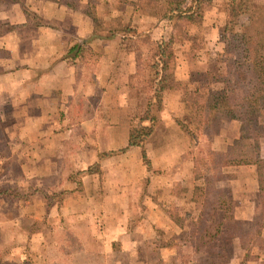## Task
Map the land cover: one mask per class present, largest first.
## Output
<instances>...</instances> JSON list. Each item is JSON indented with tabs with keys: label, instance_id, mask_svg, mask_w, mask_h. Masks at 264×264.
<instances>
[{
	"label": "crops",
	"instance_id": "1",
	"mask_svg": "<svg viewBox=\"0 0 264 264\" xmlns=\"http://www.w3.org/2000/svg\"><path fill=\"white\" fill-rule=\"evenodd\" d=\"M228 1L213 0L203 19L211 55L224 48ZM145 2L0 0V27L8 26L0 28V127L5 128L7 145L0 146L6 155L1 156L0 167L9 170L0 181L22 184L30 192L26 207H19L20 197L14 199L18 241L10 260L15 264L43 261L36 257L38 247H45L42 233L33 227L41 210L49 218L59 216V223L72 213L108 219L113 232H125L126 249L144 245L132 232L156 233L160 228L183 237L199 216L202 205L195 202L194 190L204 183L196 177L193 142L176 122L189 109L180 89L164 93L159 123L146 144L149 162L140 146L122 150L129 144L132 127L133 81L148 55L143 38L150 34L157 42L173 33L172 20L146 11ZM176 54L177 80L193 78L196 60L189 59L185 49ZM206 64L199 60L200 74ZM219 129L211 146L222 154L240 137V122L224 116ZM260 150L264 157V139ZM174 166L173 195L174 184L167 175ZM13 167L18 174L10 171ZM227 168L236 174L218 187L230 189L234 219L251 228L263 206L255 159ZM163 192L175 201V215L165 205ZM6 194H0L2 202ZM220 200L224 209L220 206L215 214L223 217L228 200ZM49 201L56 203L49 207ZM136 215L143 220L133 224ZM36 239L41 240L37 248L32 242ZM26 241L33 249L29 258ZM235 243L243 254L240 250L242 256L232 264H264V228L250 250ZM131 258L138 264L137 256Z\"/></svg>",
	"mask_w": 264,
	"mask_h": 264
},
{
	"label": "rangeland",
	"instance_id": "2",
	"mask_svg": "<svg viewBox=\"0 0 264 264\" xmlns=\"http://www.w3.org/2000/svg\"><path fill=\"white\" fill-rule=\"evenodd\" d=\"M227 5V18H229V12L232 6H236V8L238 9L239 14L236 19V26L239 30L243 29L245 31L253 32L257 29L259 6L264 4H256L254 0H229L227 2ZM145 7L146 11L153 13V11H155L156 9V2L147 3ZM172 23L174 24V21H172ZM224 24L222 25L223 41ZM0 28L6 30L8 29V26L7 24H4ZM184 30H187V32L189 31L188 39L186 38L187 40H183L182 42L176 44V52L185 49L186 52L189 53L188 58L196 60V67L194 69L196 74L193 76V78L184 82H189L191 80H200L203 78L204 73L200 74L201 67L198 65L199 60L202 62H207V69L210 66V61L215 59L217 55H211L213 52H211V47L208 46L207 41L205 40V36L207 34V26H204L203 23L201 26L185 25L181 31L184 32ZM143 41H145L147 54L149 55L150 48H153L152 42L155 41L151 39L150 34H147L143 38ZM207 48H210V50L208 51ZM178 58L179 56L178 54H176V60L174 61L175 68L178 63ZM144 61L145 62L143 66H141V70H139V73L135 75L133 81L135 83V85L133 86L135 92L133 91L134 94L132 96V126L140 123L139 119L145 114V111L147 109L146 103H148V98L152 94L151 88L149 87V82L152 78V76L150 75L151 62L148 58H145ZM185 103H187L189 107L187 112H192V104L190 102ZM160 112H157L159 116ZM186 114L183 116V118H185ZM224 116H228V114L224 113L222 119ZM220 122L221 120L212 124L209 139L206 136L204 138L199 136V138L197 137L196 140L191 139V141L193 142V150L191 151L194 154L193 157H195V155H197V153L200 151L199 157L203 158L202 166L200 165L201 174L208 170L211 161L210 157L206 156L205 148L206 143L208 142L206 141V139H208L211 143V138L213 137V135L217 132L219 133L220 131ZM3 129H1L0 127L1 147L7 146L6 139L2 133ZM260 146L254 149V147L251 145H238L234 142L229 147L227 152L222 154H218L217 152H215L216 163L220 165L223 159H226L229 162L235 163L230 166L237 167L239 165H242V163L245 164L249 161L251 162L256 158V155H261ZM8 154L10 156V153ZM26 155V153L22 154L21 156H24L22 157V159H24ZM1 156L6 157L4 153H0V160ZM15 156H17V154ZM9 162L11 161L9 160ZM216 163L215 165H213L214 168L210 171H217L216 168L218 165ZM0 165H3V163ZM13 168V170L9 168L10 171L18 174L17 168ZM225 170L227 175L236 174L234 171H232V168H227ZM8 173L9 170H3L0 167V180L2 177H7ZM168 176L174 184L172 187V194L174 195L176 190L175 166L169 170V174L167 175V177ZM149 177L150 176H148V179ZM213 179L211 177V180ZM228 179L229 178H225L223 180ZM223 180L216 181L214 186L212 188H209L210 190L207 189L203 193H198V195H196L194 190V198H196V203L202 205L199 216L204 209L203 203L199 202L198 200L199 198L205 200L208 203V206L210 205V207H213V205L215 204L214 206H221L222 209L224 208L220 203V198L222 200L225 198L226 201L228 200V218H224L225 215L223 217L216 216L215 210H209L208 207L206 210L207 215L204 218L206 219L208 216V221L202 222L195 226L194 224L199 221L198 216L197 219L194 220L191 224L190 230L183 237L182 235H179V233H175V231L165 232L160 228L156 230V233H147L145 231L132 232L133 234L130 235L134 236L135 239L144 242L143 247L139 249H135V247L126 249L124 246H127L128 243H126V241H122V237L125 236V232H113V226H108V219H106L105 222L103 218L85 215L77 216V214L75 213V216H73L72 213V215H69V217H62V220L59 223V216H56L55 218H49L45 216L44 210H41V212L39 213L40 215H38L37 219H35L33 227L41 231L42 236L40 239L43 240L42 245L44 244L45 247H38L41 241L40 239L32 241L35 248H39L36 257H40L43 259L41 264H134V260L133 258H131V256H134L135 258L137 256L136 260L138 264H232L233 259H236L243 254V250L241 248H236V246H238V243H235V241L239 242L242 248L250 250L252 245L257 241L258 238L256 237V240L250 242V240L255 237L257 226H255L253 223V226L251 228H245L242 226V224L237 223V221L234 219V216L231 212L233 208V202L229 200L230 189L228 187L219 189L218 187V183ZM203 183L205 184L204 180H202V184ZM204 187L206 188L207 186L205 185ZM23 188L27 187H23L22 184L12 185L11 183H7L5 181L1 183L0 181V194H2L3 192L7 193L5 195L7 199H4L3 202L0 199V264H15L10 260V257L14 255L13 246L17 244L18 241L17 236H15V229L17 228L18 221H14V219H16L14 212L17 209L14 199L20 197L21 201L19 204L21 205H19V207H26L25 204H27L28 202L27 194L29 195L30 192H26V189ZM27 190H29V187L27 188ZM161 195L164 197L169 196L168 193L165 194L164 192ZM1 197L2 196H0V198ZM158 198L160 197H155V199ZM171 200V198L168 199L167 197V200H165V205L168 206L169 211L173 215H175V212H177V207L175 206V201ZM55 203L56 202L49 201V207L51 205H55ZM180 207L182 209L181 212H183L184 205H180L178 208ZM70 212L75 211L72 210ZM79 213L82 214V212ZM47 218L50 219L52 223H48ZM173 218L175 220L177 219L176 221H181L177 217L173 216ZM99 219L101 221H99ZM263 219L261 221L262 223H264ZM142 220L143 218L136 215L133 217L132 223L134 224L135 222H139ZM255 221H257V218L256 220H254V222ZM221 222H223V225L219 227V223ZM25 224H27V222ZM109 227L112 228L109 230ZM243 230H250L251 232H244ZM110 243H112V249ZM155 243L158 245H155ZM242 243H244L246 246L243 247ZM25 246L29 248H25L24 250L29 258V254L33 249L27 244V241L25 242Z\"/></svg>",
	"mask_w": 264,
	"mask_h": 264
},
{
	"label": "trees",
	"instance_id": "3",
	"mask_svg": "<svg viewBox=\"0 0 264 264\" xmlns=\"http://www.w3.org/2000/svg\"><path fill=\"white\" fill-rule=\"evenodd\" d=\"M151 2H156L153 13L174 21L173 33L168 40L152 42L153 48H150L146 57L151 62L152 78L149 87L152 94L148 98L145 114L139 119L140 123L131 127L128 146L122 150L140 146L143 148L144 160L149 162L146 144L159 123L160 116L157 112L163 108L164 93L171 89H180L182 101L192 104V112L187 113L185 118L184 115L176 118L177 124L190 139L196 140L199 136L209 139L212 124L220 121L226 113L231 119L240 122L241 135L235 143L258 148L264 138V5L259 6L258 27L253 32L237 28L236 19L239 12L236 6H232L229 18L223 26V51L210 61L202 79L181 82L175 77L176 44L187 40L189 36V31L181 30L185 25L201 26L213 0H146V4ZM94 19L96 22V16ZM208 139L205 148L206 156L211 160L208 170L200 173V165L203 163V158L199 157L200 151L194 157L196 177L205 181L204 185L196 186V195L212 188L216 181L229 178L231 175H227L225 167L235 164L223 159L218 165L215 151ZM215 163L218 165L217 171H210ZM255 163L263 206L256 217L257 221L254 222L257 230L250 242L256 240L264 228V223L261 222L264 218V157L256 155ZM211 177L214 179L211 180ZM198 200L203 203L204 209L195 226L208 221V216L204 219L208 207L209 210L220 207L214 206L215 204L210 207L202 198ZM224 218H228V215ZM222 225L223 222L219 223V227ZM242 246L246 245L242 243Z\"/></svg>",
	"mask_w": 264,
	"mask_h": 264
}]
</instances>
